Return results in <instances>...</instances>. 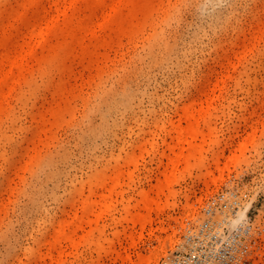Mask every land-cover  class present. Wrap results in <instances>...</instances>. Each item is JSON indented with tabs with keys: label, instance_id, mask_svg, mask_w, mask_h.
I'll return each mask as SVG.
<instances>
[{
	"label": "rangeland",
	"instance_id": "1",
	"mask_svg": "<svg viewBox=\"0 0 264 264\" xmlns=\"http://www.w3.org/2000/svg\"><path fill=\"white\" fill-rule=\"evenodd\" d=\"M32 1L0 0L1 52L34 22L55 25L0 110V264H169L206 222L237 235L244 264H264V0H141L135 14L120 0ZM112 4L121 19L99 25ZM189 108L206 135L158 194ZM150 190L164 208L132 227ZM61 222L80 224L77 243L51 259Z\"/></svg>",
	"mask_w": 264,
	"mask_h": 264
},
{
	"label": "bare ground",
	"instance_id": "2",
	"mask_svg": "<svg viewBox=\"0 0 264 264\" xmlns=\"http://www.w3.org/2000/svg\"><path fill=\"white\" fill-rule=\"evenodd\" d=\"M54 3L58 6L59 3L62 0H53ZM94 4H96L97 7H105L107 5V0H91ZM124 5L131 4L132 5V13H136L138 6L141 4V0H120ZM31 2H33L31 0ZM122 16V11L115 5H111V9L106 12L103 15V20L100 22L99 25H104V23H111L113 20L119 21ZM81 17V16H80ZM21 21H23V18H21ZM21 21L19 23H21ZM33 27L31 28L28 36L25 38L24 43L21 46H16L12 51L10 52H1L0 50V110L3 111L4 109V102L5 98L7 95L13 90L14 84L17 81V77L20 75L21 71L24 68L25 65V59L29 54H32L34 51V45L32 43L33 39L36 37L42 38L44 35L47 33V29H53L55 27L54 24L47 23V29L46 26H43L42 24H39L38 22H34ZM1 28V27H0ZM6 28V27H5ZM86 23L84 22L83 18H79L75 28L73 27L72 31L77 32L82 31L86 29ZM90 34L92 38L96 37L97 34V29L95 27L90 28ZM10 34V32H9ZM7 33L6 29L2 30L0 29V45L3 44L8 37H10ZM9 66V67H8ZM202 110L204 108H201ZM200 109V110H201ZM189 122L186 126L179 125L177 126V134L175 137V142L170 144V149H171V154L168 155L169 157V162L168 165L170 167V170L167 173L166 177V183L159 184L157 185L158 190L156 191L158 194L160 192H164L165 189L170 187V184L172 182V174L174 173V170L178 167L179 163L183 161L186 166L188 167V164L190 163V160L192 157L196 156L198 152L200 151V148L198 145L194 146L192 143V140L197 138L199 135L203 136L206 135V133L200 128L201 124L198 119V115L194 110L189 108ZM204 111V110H203ZM202 114V111H200ZM199 114V117L201 116ZM212 129H210L211 133ZM189 134V135H187ZM191 137L189 139L188 137ZM185 142H188L190 144V148L186 152L184 150L183 144ZM241 146L244 145V143L240 144ZM179 148V150H177ZM236 158L229 157L228 162L226 165H229L231 162L235 161ZM217 162H219L217 158ZM119 176L114 177L112 179V185L109 188L110 193L109 195H104L103 198H101L99 201H94V204L92 205V211L96 212V219L94 220L95 222H98L101 216V211H98L97 207H103V206H108L106 204L107 200L109 197H111V194H113L115 184L119 180ZM205 177L207 180L213 179V170L210 169L209 167L207 168V171L205 173ZM151 190L150 192H145L142 194L143 198L141 200V204L136 205L135 207L137 208L134 213H132L130 217V222L132 223V227H135L136 225L140 224L142 228H144L148 223H152L153 221V216H152V211H153V203L156 202L158 210H163L164 205L160 202L157 201L155 197L151 195ZM143 208L145 209L144 212L140 211L139 209ZM92 221L90 220V223ZM76 227L73 228L71 232L67 231V223L61 222L59 224L58 229L56 230L53 239L50 240V249L47 254L48 257L51 259H55V253L54 251L57 250L58 252V258L61 257L64 253V248H63V243L64 242H70L72 244H76L77 240L75 237V233L77 232V229L79 228L80 224L75 225ZM168 228H163V230H167ZM128 236H130V239L132 240V243L135 241V237L133 233L131 232ZM121 252H118V257L120 256ZM124 257V256H123ZM126 256L124 257V259ZM151 259L150 256H139V262L142 263L143 261L149 262Z\"/></svg>",
	"mask_w": 264,
	"mask_h": 264
},
{
	"label": "built area",
	"instance_id": "3",
	"mask_svg": "<svg viewBox=\"0 0 264 264\" xmlns=\"http://www.w3.org/2000/svg\"><path fill=\"white\" fill-rule=\"evenodd\" d=\"M191 239L190 249L176 254L169 264L245 263V249L239 248L237 235L224 228H213L206 222Z\"/></svg>",
	"mask_w": 264,
	"mask_h": 264
}]
</instances>
